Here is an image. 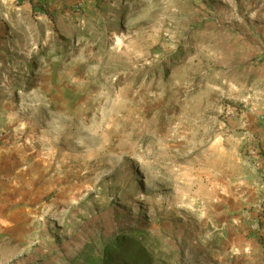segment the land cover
Returning <instances> with one entry per match:
<instances>
[{"label":"rangeland","instance_id":"1","mask_svg":"<svg viewBox=\"0 0 264 264\" xmlns=\"http://www.w3.org/2000/svg\"><path fill=\"white\" fill-rule=\"evenodd\" d=\"M33 2L0 0V161L41 180L42 256L138 229L170 264H264V0Z\"/></svg>","mask_w":264,"mask_h":264},{"label":"crops","instance_id":"2","mask_svg":"<svg viewBox=\"0 0 264 264\" xmlns=\"http://www.w3.org/2000/svg\"><path fill=\"white\" fill-rule=\"evenodd\" d=\"M10 168L8 162L0 161V264H102L105 244H99L98 239L86 238L84 234L65 244L60 243L52 255L42 256L40 247L34 242L39 233L35 225L38 207L34 205L40 201L38 187L41 180L35 170L30 175H24L25 169L17 170L16 175ZM221 173L227 175L225 169ZM246 176V193L241 201L236 198L227 201L231 210L249 209L263 196L258 170L249 165Z\"/></svg>","mask_w":264,"mask_h":264},{"label":"trees","instance_id":"3","mask_svg":"<svg viewBox=\"0 0 264 264\" xmlns=\"http://www.w3.org/2000/svg\"><path fill=\"white\" fill-rule=\"evenodd\" d=\"M33 10L40 7L39 13L48 15L49 7L34 4ZM39 2V0H38ZM102 264H170L172 256L160 248L159 240L138 229H124L103 248Z\"/></svg>","mask_w":264,"mask_h":264},{"label":"bare ground","instance_id":"4","mask_svg":"<svg viewBox=\"0 0 264 264\" xmlns=\"http://www.w3.org/2000/svg\"><path fill=\"white\" fill-rule=\"evenodd\" d=\"M24 126V125H23Z\"/></svg>","mask_w":264,"mask_h":264}]
</instances>
